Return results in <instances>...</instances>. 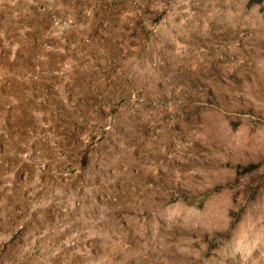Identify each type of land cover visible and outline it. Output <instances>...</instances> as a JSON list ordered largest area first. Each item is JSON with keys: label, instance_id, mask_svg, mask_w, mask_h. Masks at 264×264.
I'll return each instance as SVG.
<instances>
[{"label": "rangeland", "instance_id": "obj_1", "mask_svg": "<svg viewBox=\"0 0 264 264\" xmlns=\"http://www.w3.org/2000/svg\"><path fill=\"white\" fill-rule=\"evenodd\" d=\"M0 264H264V0H0Z\"/></svg>", "mask_w": 264, "mask_h": 264}]
</instances>
